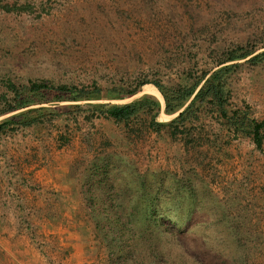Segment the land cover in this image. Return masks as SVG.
<instances>
[{
    "label": "rangeland",
    "instance_id": "1",
    "mask_svg": "<svg viewBox=\"0 0 264 264\" xmlns=\"http://www.w3.org/2000/svg\"><path fill=\"white\" fill-rule=\"evenodd\" d=\"M247 41L264 49V0H0V109L9 82L168 84ZM229 80L231 103L264 121V63ZM142 94L163 106L151 83L92 102ZM84 115L65 108L0 135V264H264V142L213 114L196 122L211 139L198 147Z\"/></svg>",
    "mask_w": 264,
    "mask_h": 264
},
{
    "label": "trees",
    "instance_id": "2",
    "mask_svg": "<svg viewBox=\"0 0 264 264\" xmlns=\"http://www.w3.org/2000/svg\"><path fill=\"white\" fill-rule=\"evenodd\" d=\"M4 6L8 8V5ZM257 48L247 41L245 44L221 49L217 52L218 58L214 66L202 68L198 73L192 72L189 70L190 66H187L176 75L174 81L168 84L147 76L138 77L135 81L125 82L121 79L106 87L96 83L55 84L43 79H30L26 85L20 87L9 82L7 88L11 97L8 103L1 107L0 116L13 113L0 120V135L18 127L37 125L49 117L58 118L61 111H65L66 108V110L85 113V119L104 117L121 123L126 133L130 135L142 128L156 133L167 129L172 138L182 140L184 145L198 147L204 144V140L211 142V139L209 137L202 139L204 131L198 129L196 122L207 114H213L226 133L247 136L257 149L262 150L264 121L251 117L245 109L235 107L231 103L229 80L230 74L242 64L256 66L264 63V49L257 51ZM148 83L153 84L161 93L163 106L158 98L148 94H142L125 103L92 102L100 98L130 97ZM61 101L75 103L57 105ZM41 103L56 105L52 108L39 105ZM36 104L39 106L31 107ZM161 110L166 114H177L164 124L156 120ZM46 115L48 117L45 118Z\"/></svg>",
    "mask_w": 264,
    "mask_h": 264
},
{
    "label": "bare ground",
    "instance_id": "3",
    "mask_svg": "<svg viewBox=\"0 0 264 264\" xmlns=\"http://www.w3.org/2000/svg\"><path fill=\"white\" fill-rule=\"evenodd\" d=\"M155 89V88H154ZM144 92L145 93H149V94H152V95H154V93H153V91H152V87H146L145 89H144ZM159 96V95H158ZM161 97V96H160Z\"/></svg>",
    "mask_w": 264,
    "mask_h": 264
},
{
    "label": "crops",
    "instance_id": "4",
    "mask_svg": "<svg viewBox=\"0 0 264 264\" xmlns=\"http://www.w3.org/2000/svg\"><path fill=\"white\" fill-rule=\"evenodd\" d=\"M18 262V264H23L22 262H20V261H17ZM40 264V263H39Z\"/></svg>",
    "mask_w": 264,
    "mask_h": 264
}]
</instances>
